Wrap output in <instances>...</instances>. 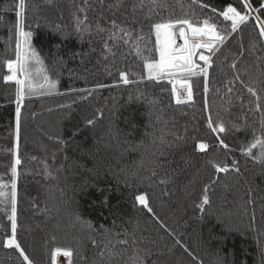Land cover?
I'll use <instances>...</instances> for the list:
<instances>
[{
	"label": "trees",
	"instance_id": "obj_1",
	"mask_svg": "<svg viewBox=\"0 0 264 264\" xmlns=\"http://www.w3.org/2000/svg\"><path fill=\"white\" fill-rule=\"evenodd\" d=\"M16 2L0 0V183L9 185L5 189L9 192L17 144L16 85L5 83L3 77L9 74L5 61L16 58ZM108 2L101 6L98 0H89L96 9L86 13L90 35L74 28L77 16L84 15L75 5L82 6L83 0H26L23 30L33 33L31 47L56 88L52 95L26 96L22 107L18 242L35 264H52L51 253L58 247L73 251V264H133L129 259L132 246L116 243L120 238L116 234L125 232L128 237L134 233L140 241L136 247L143 264H264V161L240 151L252 140L253 131L261 134L264 119V111L256 110L257 98L245 87L250 84L256 89L264 109V40L254 27L256 16L264 19V9L251 12L243 31L232 34L213 57L208 93L205 95L200 77L193 82V101L177 105L166 81L129 85L119 81L122 71L140 81L144 59L122 43L113 47L115 55L107 54L105 59L103 41L95 33L97 23L107 26L114 18L130 27L133 37L142 32L143 56H158L149 27L152 21L137 12V22H132L133 0H125L128 7L115 15L107 9ZM166 2L168 7L156 10L153 21L175 19L185 12L193 19L214 16L197 8V16L192 17L191 0ZM204 2L218 10L238 4V0ZM250 3L259 8L264 0ZM217 22L223 25L222 20ZM234 61L244 83L234 78L236 73L230 67ZM37 67L30 65L34 78ZM38 78L42 80V76ZM228 87L233 88L231 93ZM205 100L212 120H221L228 129L219 134L228 149L207 127ZM90 119L93 125L87 123ZM198 142L208 144V149L196 151ZM259 151L253 149L257 155ZM209 160L223 162L229 171L216 173ZM233 161L239 171L232 170ZM205 187L210 202L201 211L196 205ZM139 194L147 195L155 217L168 231L136 203ZM9 235L10 222L0 211V264H22L14 249L2 245ZM112 244L111 259L107 254L101 257L106 245L110 248ZM59 258L56 264L68 263V258Z\"/></svg>",
	"mask_w": 264,
	"mask_h": 264
},
{
	"label": "snow or ice",
	"instance_id": "obj_2",
	"mask_svg": "<svg viewBox=\"0 0 264 264\" xmlns=\"http://www.w3.org/2000/svg\"><path fill=\"white\" fill-rule=\"evenodd\" d=\"M101 6L105 5V0H98ZM179 3V0H177ZM183 8V4L180 5ZM242 6V7H240ZM79 13L84 14L83 18L77 16L75 20V31L78 33L89 32L86 21L88 17L86 13L92 5L89 0H83L82 6L75 5ZM109 11L119 12L121 8H126L128 5L125 4V0H109L106 5ZM168 4L166 0H133L130 5L131 13L133 16V24L137 21L135 16L137 12H141L144 15L145 20L152 21L150 24V32L155 35V53L158 58L148 59L143 56V50L140 47L139 42L145 39L142 32L133 37V30L130 27H126L119 23L116 19H111L107 26H102L100 23L95 25V33L103 41V48L105 52V59L107 54L115 55L112 51L113 47L123 44L129 46L131 50H134L138 57L144 59L143 70L144 75L141 77L140 81L132 80L129 75L125 72H120L119 81L123 85L140 83L143 80L154 81L157 84L162 82H167L171 85V96L177 105L190 104L193 101L194 92V81L199 80L200 77L203 78V91L205 95L209 90V69L213 67L214 60L213 57L220 52L229 37L232 34L243 31V28L247 26L250 22V13L258 12L260 9H264V3L259 5V8L253 7L250 0H238V4L234 6L233 4H228L222 9H217L211 4L204 2V0H191L189 8L191 10V16L196 17L197 11L208 10V12L213 13V15L203 16L193 19L189 17V13L185 12L182 17L175 19L169 18L167 20L161 19L159 21H153L152 16L156 14V10L167 8ZM26 0H18L15 3V30H16V52L15 60L8 59L5 61L7 72L9 74L4 75L3 80L5 83L14 82L16 85V139L17 144L13 151V162L11 165L12 180L10 185V192L5 189L9 188V185L0 183V204L4 205V208H0V211L5 212L7 220L10 222L11 235L6 236L2 245L5 249H14L19 257L22 259V264H35V262L29 257L25 248L18 242L17 228H18V215H17V169L21 164V159L18 155L19 139H20V129H21V115L22 107L26 96L33 95H52L56 88V83L49 80L47 74L43 72V61L37 54L36 50L31 47V39L33 33L31 31L25 32L24 24L26 19ZM147 9L145 12L144 10ZM95 11V8H92ZM247 10V11H245ZM75 15V14H74ZM103 18V14H101ZM218 20H222L223 25L218 23ZM255 28L258 29V36L260 40H264V19L260 16L255 17ZM83 25V27H81ZM107 33L105 36L104 34ZM178 33V37H177ZM21 37L23 39H21ZM177 38L182 41L178 44ZM111 41V45L110 42ZM243 55V52L239 53ZM38 65L35 69L37 77L34 78L32 70H30V65ZM230 67L236 73L235 79L244 83L242 79L241 69L237 67V63L234 61ZM264 75V73H262ZM42 76V80L38 77ZM231 85L232 81H228ZM98 87H105V85H98ZM248 93L257 98V109L258 111H264L259 106V93L250 84H245ZM81 91H88L86 89H81ZM233 91L232 87H228V92ZM91 94V93H89ZM86 98V97H84ZM205 111L209 112V118L207 121V127L213 132L217 133V140H219L220 145L228 149L229 145L225 143L220 133H225L228 131L225 124L221 120L213 121L211 118V112L207 100L204 104ZM159 119V118H158ZM89 125H93V120H88ZM237 130L239 126H235ZM260 135H256L253 131L252 140L246 145L240 148V151L245 156L254 157L255 159L264 161V119L260 121ZM177 139H180L177 136ZM160 142L164 143L163 137L160 138ZM209 145L204 142H198L195 144V149L198 152H205ZM259 148V155L253 152V149ZM162 154V153H161ZM208 163L214 168L216 173L228 172L229 168L223 162L216 163L209 160ZM232 170L239 171L236 166V162L232 163ZM152 175L155 176L156 172L153 169ZM163 183V181H161ZM205 194L199 204L196 205L197 208L204 210V205L209 204V197L207 195V187L204 190ZM135 201L142 208L146 209L149 213L155 217L154 211L149 204V200L146 194H139L135 196ZM10 207V212L7 211ZM79 219V217H77ZM157 223H160L161 228L168 231L167 227L157 219ZM88 227L91 228L92 225L88 223ZM103 227V226H101ZM105 232H110V230L105 229ZM169 235L171 233L169 232ZM120 237L116 240L119 245H129L132 246V255L129 257L133 261V264H143L139 256L140 249L136 247L140 241L137 240L135 234L133 233L131 237H128V233L125 232L123 236L120 233L116 234ZM127 237V238H124ZM175 243L182 247L185 252L189 255L192 253L187 247H185L180 240H176ZM115 244H112L109 248L106 245V251L101 252V257L105 254L108 255L109 259L113 256V249ZM171 251V249H169ZM73 251L70 249L56 248L51 253L52 264H56L58 256H63L68 258V264H73L72 256ZM195 259V257H193Z\"/></svg>",
	"mask_w": 264,
	"mask_h": 264
},
{
	"label": "rangeland",
	"instance_id": "obj_3",
	"mask_svg": "<svg viewBox=\"0 0 264 264\" xmlns=\"http://www.w3.org/2000/svg\"><path fill=\"white\" fill-rule=\"evenodd\" d=\"M177 37H178V33H177ZM21 39H23L22 37H21ZM178 44H180V43H182V41L181 40H179L178 38H177V41H176ZM14 83V82H13ZM15 84V83H14ZM14 142H15V144H16V137H15V140H14ZM67 258L66 257H63V256H60V258H59V261H61V260H66ZM63 262V261H62ZM68 264V263H67Z\"/></svg>",
	"mask_w": 264,
	"mask_h": 264
}]
</instances>
